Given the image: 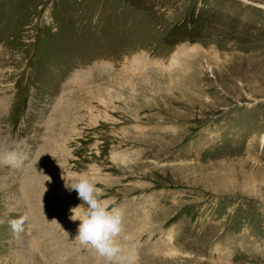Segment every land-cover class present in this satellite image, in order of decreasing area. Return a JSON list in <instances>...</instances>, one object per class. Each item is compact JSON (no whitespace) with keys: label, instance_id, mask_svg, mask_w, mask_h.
I'll return each mask as SVG.
<instances>
[{"label":"rangeland","instance_id":"obj_1","mask_svg":"<svg viewBox=\"0 0 264 264\" xmlns=\"http://www.w3.org/2000/svg\"><path fill=\"white\" fill-rule=\"evenodd\" d=\"M74 174L133 264H264V0H0V264H105Z\"/></svg>","mask_w":264,"mask_h":264},{"label":"clouds","instance_id":"obj_2","mask_svg":"<svg viewBox=\"0 0 264 264\" xmlns=\"http://www.w3.org/2000/svg\"><path fill=\"white\" fill-rule=\"evenodd\" d=\"M74 176V181L65 183V187L75 191L78 200L81 201L80 204L69 209L68 219L71 222H79L75 239L95 249L98 255L104 258L105 264H133V254H122L123 250L117 243V238L123 231L122 209L109 208L108 202L101 199L103 189L91 182L87 174H74ZM26 220L27 217L22 216L11 220L9 226L15 233L22 232ZM51 222L62 230V226L56 220ZM65 234L68 235L67 232Z\"/></svg>","mask_w":264,"mask_h":264}]
</instances>
